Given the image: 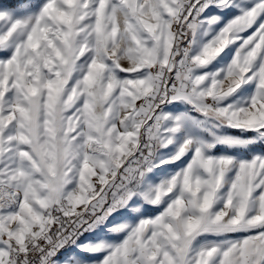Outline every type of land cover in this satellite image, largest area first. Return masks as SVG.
I'll list each match as a JSON object with an SVG mask.
<instances>
[{
  "label": "snow or ice",
  "instance_id": "obj_1",
  "mask_svg": "<svg viewBox=\"0 0 264 264\" xmlns=\"http://www.w3.org/2000/svg\"><path fill=\"white\" fill-rule=\"evenodd\" d=\"M0 264H264V0H0Z\"/></svg>",
  "mask_w": 264,
  "mask_h": 264
}]
</instances>
